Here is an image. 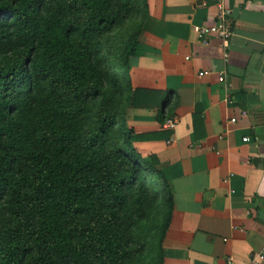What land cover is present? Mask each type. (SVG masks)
<instances>
[{"label": "trees", "instance_id": "16d2710c", "mask_svg": "<svg viewBox=\"0 0 264 264\" xmlns=\"http://www.w3.org/2000/svg\"><path fill=\"white\" fill-rule=\"evenodd\" d=\"M145 15L0 0V264H161L171 195L121 124Z\"/></svg>", "mask_w": 264, "mask_h": 264}, {"label": "crops", "instance_id": "0c3cea01", "mask_svg": "<svg viewBox=\"0 0 264 264\" xmlns=\"http://www.w3.org/2000/svg\"><path fill=\"white\" fill-rule=\"evenodd\" d=\"M145 1L121 124L171 195L161 264H264V0H223L225 43L215 0Z\"/></svg>", "mask_w": 264, "mask_h": 264}, {"label": "built area", "instance_id": "2783aa9c", "mask_svg": "<svg viewBox=\"0 0 264 264\" xmlns=\"http://www.w3.org/2000/svg\"><path fill=\"white\" fill-rule=\"evenodd\" d=\"M216 1V7L218 10L217 14V21L211 25H194L193 30L196 34V36L201 41H206V39L211 35H216L225 43L227 40L228 35L230 34V31L228 27L225 25V15L227 13L223 0H215ZM207 0H200V6L204 7L207 5ZM223 76H220V79H222ZM233 121V119H231ZM176 124V119H169L163 123L164 128L172 129ZM248 138H244L246 141Z\"/></svg>", "mask_w": 264, "mask_h": 264}, {"label": "rangeland", "instance_id": "374dc122", "mask_svg": "<svg viewBox=\"0 0 264 264\" xmlns=\"http://www.w3.org/2000/svg\"><path fill=\"white\" fill-rule=\"evenodd\" d=\"M151 217L154 218L153 215H151ZM152 221H155V219H153ZM159 224H160V222H158V225H159ZM152 241H153V244L155 245V241H156V240H155L154 237L152 238ZM145 258L148 259V256H146Z\"/></svg>", "mask_w": 264, "mask_h": 264}]
</instances>
